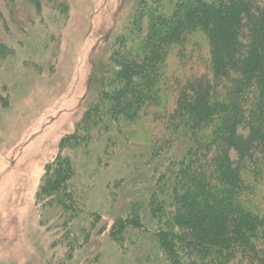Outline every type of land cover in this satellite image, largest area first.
I'll return each mask as SVG.
<instances>
[{
	"label": "trees",
	"instance_id": "trees-1",
	"mask_svg": "<svg viewBox=\"0 0 264 264\" xmlns=\"http://www.w3.org/2000/svg\"><path fill=\"white\" fill-rule=\"evenodd\" d=\"M158 1H138L92 74L94 99L46 164L36 200L57 212L56 228L83 222L68 246L105 232L125 247L145 227L138 203L114 206L124 179L91 208L66 151L97 143L109 157L150 116L149 231L167 264H264V0H173L169 15Z\"/></svg>",
	"mask_w": 264,
	"mask_h": 264
},
{
	"label": "rangeland",
	"instance_id": "rangeland-1",
	"mask_svg": "<svg viewBox=\"0 0 264 264\" xmlns=\"http://www.w3.org/2000/svg\"><path fill=\"white\" fill-rule=\"evenodd\" d=\"M138 1L0 0V264H167L149 231L150 170L142 164L151 149L150 116L132 127L135 143L124 141L116 150L112 146L115 153L109 157L97 143L66 151L91 208L113 182L124 179L119 189L111 190L116 193L114 206L138 203L145 227L132 230L125 247L105 232H92L79 249L74 242L68 246L73 233L82 235L78 228L83 222H74L72 229L56 228L57 212L36 200L46 164L59 154L61 140L74 133L94 99L92 74L107 62L115 41L126 35ZM158 2L159 11L169 15L174 1ZM138 132L140 139L135 140ZM109 226L108 221L106 231Z\"/></svg>",
	"mask_w": 264,
	"mask_h": 264
}]
</instances>
